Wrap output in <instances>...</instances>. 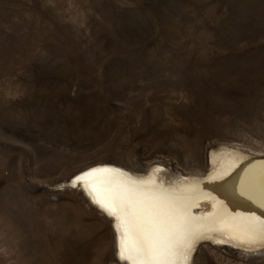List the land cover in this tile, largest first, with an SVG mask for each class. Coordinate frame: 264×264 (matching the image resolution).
<instances>
[{"label":"rangeland","instance_id":"374dc122","mask_svg":"<svg viewBox=\"0 0 264 264\" xmlns=\"http://www.w3.org/2000/svg\"><path fill=\"white\" fill-rule=\"evenodd\" d=\"M228 146L264 153V0H0V264H125L71 177L205 175Z\"/></svg>","mask_w":264,"mask_h":264},{"label":"bare ground","instance_id":"6f19581e","mask_svg":"<svg viewBox=\"0 0 264 264\" xmlns=\"http://www.w3.org/2000/svg\"><path fill=\"white\" fill-rule=\"evenodd\" d=\"M209 159L205 175L174 178L158 165L135 174L97 162L70 182L81 177L75 185L112 219L117 256L125 264H194L204 240L247 262H264V208L258 194L264 153L228 146L212 151Z\"/></svg>","mask_w":264,"mask_h":264},{"label":"snow or ice","instance_id":"6c2138e0","mask_svg":"<svg viewBox=\"0 0 264 264\" xmlns=\"http://www.w3.org/2000/svg\"><path fill=\"white\" fill-rule=\"evenodd\" d=\"M244 171H245V175H246L248 172V169L246 168ZM84 175L87 176L88 173H84ZM80 179H81V177H79V176L76 177L74 180V185H75V181L80 180ZM243 185H244V176H241L240 188L238 190H240L242 194H243ZM258 194H259V198H260V202H261V207L264 208V170H262L260 173V179H259V185H258Z\"/></svg>","mask_w":264,"mask_h":264}]
</instances>
